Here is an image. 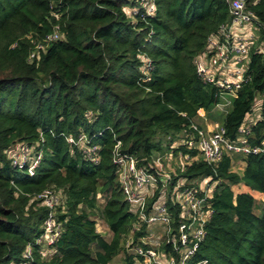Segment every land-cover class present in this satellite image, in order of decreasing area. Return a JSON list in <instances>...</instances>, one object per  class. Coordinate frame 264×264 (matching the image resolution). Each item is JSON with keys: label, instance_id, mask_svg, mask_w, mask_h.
<instances>
[{"label": "trees", "instance_id": "trees-1", "mask_svg": "<svg viewBox=\"0 0 264 264\" xmlns=\"http://www.w3.org/2000/svg\"><path fill=\"white\" fill-rule=\"evenodd\" d=\"M145 2L0 0V264H109L122 252V264H136L127 237L131 246H149L159 227L160 248L175 255L162 227L141 221L127 202L116 148L159 181L154 153L182 156L163 195L174 232L179 180L214 183L213 212L189 264H264V202L232 189L243 184L264 193V154H242L245 166L236 173L233 154L208 163L190 145L198 136L195 118L223 93L202 82L193 60L206 37L230 20L228 3L148 0L147 14ZM244 2L264 25V0ZM54 31L57 38L46 41ZM257 33L245 80L221 124L230 140L249 125L251 146L264 142V52L256 45L264 42V27ZM258 95L260 116L252 118ZM13 149L23 157L15 161ZM156 187L147 214L161 194ZM47 189L59 198L53 212L60 228L43 248L49 209L38 195ZM96 219L112 233L109 241Z\"/></svg>", "mask_w": 264, "mask_h": 264}, {"label": "built area", "instance_id": "built-area-1", "mask_svg": "<svg viewBox=\"0 0 264 264\" xmlns=\"http://www.w3.org/2000/svg\"><path fill=\"white\" fill-rule=\"evenodd\" d=\"M230 20L219 26V28L206 37L203 51L197 55L193 62L195 71L202 82L212 84L222 92L233 93L241 87L245 80L247 66L243 64L246 56L258 39L257 28L264 25L250 10L244 0H226ZM146 13L153 11L152 3L146 0ZM58 32L46 36V41L57 38ZM264 43V42H263ZM257 43V47L264 52V44ZM38 48H43L41 44ZM33 53L30 54V57ZM207 57L208 62L205 61ZM197 132V139L190 145L195 146L201 158L208 163L218 162L224 153L240 154H264V142L260 145L251 146L248 143L249 125L238 128L236 139L230 140L225 135L222 125L216 124L212 130L206 131L198 125H192ZM72 141V139H69ZM19 155L14 154L15 161ZM188 156L185 155V159ZM113 162L117 166V174L120 186L125 194L127 202L134 213L138 214L141 221L146 223H158L166 236L165 241L171 245L175 253L167 254L161 247V241H146L149 246L135 244L131 246V238L127 237L126 247L137 256L136 264H189L200 242L205 236V225L212 215L210 194L213 184L208 185L206 179L201 180L198 187L189 184L186 180L180 179L181 188L176 191L174 201L180 205L179 220L174 232L171 222L172 217L163 195L165 188L171 179L170 171L164 172L160 169V178L149 172L144 166H138L134 157L121 154L117 148L114 152ZM36 160L29 167L31 172ZM159 168V167H158ZM161 185V194L155 204L153 211L146 213L147 200L154 194L156 186ZM42 203L48 207L49 212L44 220V232L41 240L47 245L52 243L59 234L60 224L54 221V209L59 202L57 194L47 189L38 195ZM264 201V199H263ZM28 257V253L24 254ZM141 258V260H140ZM195 264H208L202 261Z\"/></svg>", "mask_w": 264, "mask_h": 264}, {"label": "rangeland", "instance_id": "rangeland-1", "mask_svg": "<svg viewBox=\"0 0 264 264\" xmlns=\"http://www.w3.org/2000/svg\"><path fill=\"white\" fill-rule=\"evenodd\" d=\"M264 44V43H263ZM205 61L208 62L207 57H205ZM249 62V56H246V58L244 59L243 64L245 66H247ZM235 95L233 93H227V92H223L220 94L219 97V102L218 104L212 106L207 112H205V119L209 122V120H217L220 124H222L223 118L225 116V113L231 108V103L234 99ZM254 111L255 113L251 116L252 118H257L256 116L259 115L260 116V112H259V108H260V96L258 95L256 98V102L254 104ZM197 121L198 120H204V119H199L198 117L195 118ZM205 123V122H204ZM13 153L16 155H19L23 157L22 154V150H18V149H13ZM21 153V154H20ZM155 157H157V161H155L156 165L163 170L164 172H169V171H174V169L176 168V164L182 162V156L180 155H173L170 151H159L158 153L155 152L154 153ZM233 160L236 161L238 158H242V154H233ZM155 160V158H154ZM232 171H235L236 173H241L242 171V165H240L239 163L233 164V166L231 167ZM232 189L234 191V193H236V191H238V189H242L240 187V185H233ZM98 199L100 201V203L103 202V198L98 195ZM165 203V202H164ZM261 203V202H259ZM154 226H158V223H154ZM96 230L103 236L104 239H106L107 241L110 240L111 238V232L109 231L108 227L103 223L102 220L100 219H96ZM154 232V237L159 240L160 235L162 234L161 229L159 228ZM45 248V243H44V247ZM131 252V251H130ZM45 256H49L50 255V251H45L44 253ZM123 257L124 254L123 252L116 255L109 264H122L123 263Z\"/></svg>", "mask_w": 264, "mask_h": 264}, {"label": "crops", "instance_id": "crops-1", "mask_svg": "<svg viewBox=\"0 0 264 264\" xmlns=\"http://www.w3.org/2000/svg\"><path fill=\"white\" fill-rule=\"evenodd\" d=\"M260 109V108H259ZM258 111V110H256ZM260 112V110H259ZM205 111H200L199 114H198V118L199 119H204V120H196L195 119V124L198 125L199 127H201L202 129L206 130V131H210L213 129V127L216 125V124H219L221 125L217 120H209V122L205 119ZM256 117H259V115H257ZM205 122V123H204ZM232 154H240V153H232ZM236 163H239L240 165H242V170L244 169V166H245V162L242 160V158H238L236 161L232 160V166L233 164H236ZM238 186L240 185V187L242 189H238V191L236 192H239V191H250L256 198H258V200H260L261 202H264L263 199H264V193H259V192H256V191H252L250 190L247 186L243 185V184H237ZM259 201V202H260ZM160 228V227H159ZM112 235V233H111ZM112 237V236H111ZM111 239V238H110ZM106 240V239H105ZM151 240L152 241H157V239L152 236L151 237ZM109 241V240H108Z\"/></svg>", "mask_w": 264, "mask_h": 264}]
</instances>
